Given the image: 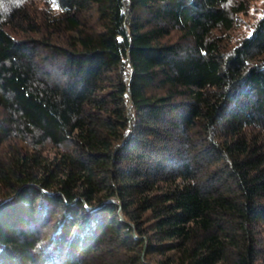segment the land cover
<instances>
[{"label": "trees", "instance_id": "obj_1", "mask_svg": "<svg viewBox=\"0 0 264 264\" xmlns=\"http://www.w3.org/2000/svg\"><path fill=\"white\" fill-rule=\"evenodd\" d=\"M0 0V264H264V3Z\"/></svg>", "mask_w": 264, "mask_h": 264}, {"label": "rangeland", "instance_id": "obj_2", "mask_svg": "<svg viewBox=\"0 0 264 264\" xmlns=\"http://www.w3.org/2000/svg\"><path fill=\"white\" fill-rule=\"evenodd\" d=\"M262 3H264V0H252L251 1V6L248 9V11L245 14L241 15L240 17L241 24L237 25V27L235 28L234 30L235 35H238L239 33L245 31L248 25L258 15L259 8Z\"/></svg>", "mask_w": 264, "mask_h": 264}]
</instances>
